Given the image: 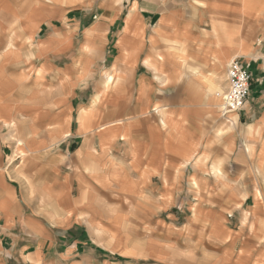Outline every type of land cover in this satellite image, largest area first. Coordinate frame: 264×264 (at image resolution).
I'll use <instances>...</instances> for the list:
<instances>
[{"label":"crops","instance_id":"obj_1","mask_svg":"<svg viewBox=\"0 0 264 264\" xmlns=\"http://www.w3.org/2000/svg\"><path fill=\"white\" fill-rule=\"evenodd\" d=\"M252 147L264 0H0V264H264Z\"/></svg>","mask_w":264,"mask_h":264},{"label":"rangeland","instance_id":"obj_2","mask_svg":"<svg viewBox=\"0 0 264 264\" xmlns=\"http://www.w3.org/2000/svg\"><path fill=\"white\" fill-rule=\"evenodd\" d=\"M223 103V98L221 102V106ZM252 152V158L254 159V162L248 164H244L243 171L241 170L240 178H238L237 181H239V186H241L243 189L248 191L249 193H252V195L257 198V215H254L252 213V217L249 216V214H245L246 220H253V219H259L258 217L261 216L264 219V147L256 148L252 147L249 148ZM246 195H243V198H245ZM231 213V212H229ZM254 217V218H253ZM264 222V221H263ZM249 223H247V226ZM252 227V226H251ZM254 231V228H252ZM258 232V230H257ZM264 236V234H263ZM257 249H264V243L261 244Z\"/></svg>","mask_w":264,"mask_h":264},{"label":"built area","instance_id":"obj_3","mask_svg":"<svg viewBox=\"0 0 264 264\" xmlns=\"http://www.w3.org/2000/svg\"><path fill=\"white\" fill-rule=\"evenodd\" d=\"M229 89L223 97L222 114L228 117L245 107L252 86V74L237 60L228 67Z\"/></svg>","mask_w":264,"mask_h":264}]
</instances>
